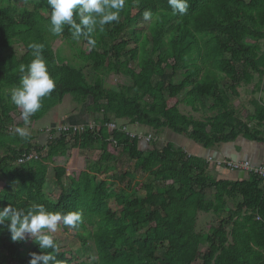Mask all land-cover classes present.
Returning a JSON list of instances; mask_svg holds the SVG:
<instances>
[{"label":"trees","instance_id":"16d2710c","mask_svg":"<svg viewBox=\"0 0 264 264\" xmlns=\"http://www.w3.org/2000/svg\"><path fill=\"white\" fill-rule=\"evenodd\" d=\"M188 3L181 17L168 0H126L119 22L94 33L91 46L84 38L73 40L67 27L60 36L48 31L47 0H0V208L36 202L50 211H80L78 226L88 233L83 243L93 240L96 264H264L262 178L250 173L241 181L217 180L205 158L174 141L160 146L133 137L118 123L127 120L160 135L169 129L205 149L240 136L264 143V0ZM145 10L153 12L152 21L143 19ZM58 40L81 43L77 65L55 49ZM30 43L44 45L56 82L31 122L71 95L95 116L94 129L63 132L44 144L14 133L18 109L8 92L18 86L19 65L33 59ZM16 44L25 49L20 57ZM112 74L129 82L107 87ZM243 84L260 93L247 119L232 104ZM181 103L212 114L195 118L181 111ZM75 150L100 154L70 167ZM31 152L37 158L19 163ZM132 162L148 180L130 171ZM51 167L60 187L56 198L46 191ZM201 212L214 214L218 223L198 230ZM59 245V264H88ZM39 251L31 239L13 242L6 229L0 231V264H28L29 253Z\"/></svg>","mask_w":264,"mask_h":264},{"label":"clouds","instance_id":"9594fccd","mask_svg":"<svg viewBox=\"0 0 264 264\" xmlns=\"http://www.w3.org/2000/svg\"><path fill=\"white\" fill-rule=\"evenodd\" d=\"M126 0H47L48 31L60 36L65 27L73 40L84 38L95 46L94 33L103 31L105 25L119 22ZM173 15L184 16L189 9L188 0H168ZM145 21L153 20V12H143ZM33 59L28 64L19 65L18 86L8 92L10 103L20 110V117L25 126L39 112L42 100L51 95L56 87L55 79L50 75L43 56L44 45L30 43ZM52 129V128H51ZM14 133L27 139V127L16 126ZM51 132L49 131V138ZM82 222V213L75 211H50L43 204L32 202L27 207H13L11 204L0 208V231L10 233L13 242L31 239L40 249L39 253H29L28 264H59L57 255L60 245L54 234L61 230V225L76 228Z\"/></svg>","mask_w":264,"mask_h":264},{"label":"rangeland","instance_id":"374dc122","mask_svg":"<svg viewBox=\"0 0 264 264\" xmlns=\"http://www.w3.org/2000/svg\"><path fill=\"white\" fill-rule=\"evenodd\" d=\"M81 43H77L73 45L65 40H58L54 42V47L56 50H60L61 54L68 58L73 64L77 65L78 60L75 59L74 54L76 53V47L80 46ZM262 49L264 51V40L260 42ZM14 49L17 55L20 57L24 54L25 49L22 45H15ZM132 66H135L136 63L134 61L131 62ZM87 75H89V69H85ZM257 80V79H256ZM129 80L127 77L119 76V75H110L109 77L105 78V84L107 87L117 86L121 83H128ZM240 90L239 97H233L232 104L237 109L239 114L243 119H247V116L253 112L254 106L252 104V99L254 97H258L260 93H256L255 95L252 93L251 89L246 86L245 84L242 85ZM86 103L80 104L75 101V99L71 95H67L63 102L56 107L52 108L42 119L31 122L30 125L25 126L23 120L20 117V110H17L13 113L15 124L19 125V127H27L29 134L35 137V141H39V139H45L42 135L45 133L49 134L51 128H59L64 125H78L83 126L87 125L88 123L93 125L96 124L95 116L87 111ZM181 111L193 115L195 118H203L204 116L211 115L212 113L208 112L205 113L203 110L195 112L192 110L190 106H187L185 103H181L180 105ZM115 122V121H114ZM119 124H126L127 129L131 132H138L143 136L151 135V142L149 143H157L160 146L163 145L168 141V137H170V132L174 133L171 130H166L164 133L157 134L156 131L149 127L145 126H137L132 125L129 121H119ZM50 129V130H49ZM49 130V131H48ZM51 136V135H50ZM49 137V136H48ZM46 143V141H44ZM184 150L187 149V146H183L182 143H177ZM100 152L96 150H75L74 152V159L70 161V167H82L84 163H92L96 158L99 156ZM124 160L127 159V156L124 155ZM63 162H69L66 159L62 160ZM121 163V162H120ZM121 164H118V168H116L110 175L117 173L120 169ZM130 171L135 174V176L139 179L148 180V176L142 170L136 168L135 163L132 162L130 166ZM2 183H0V187ZM60 187L54 180V170L51 167L48 174V182L46 191L49 196L52 198H56L59 194ZM230 207H234V203L230 202ZM218 223V218L212 213H203L199 214L198 220V230H207L209 224ZM80 233L82 237L78 235ZM88 233L85 230H82L78 225L76 228H68L61 225V230L54 234L55 238L61 244L62 249L73 251L80 262H87L88 264H96L95 257H96V250L92 239H87V243H83V238L88 237ZM206 249L205 246H202V250Z\"/></svg>","mask_w":264,"mask_h":264},{"label":"crops","instance_id":"0c3cea01","mask_svg":"<svg viewBox=\"0 0 264 264\" xmlns=\"http://www.w3.org/2000/svg\"><path fill=\"white\" fill-rule=\"evenodd\" d=\"M42 135H46L44 136L45 139H42L41 141L40 138L38 142L44 144V141L47 142L49 140V134L45 133ZM168 141L182 143L183 146L186 145L187 149L185 151H188L189 154L205 158L206 160H210V158H212V161L209 162L211 174L217 180H228L232 182L241 181L248 179L250 173L245 170L229 169L225 166L218 165V163H215L216 161L225 159L236 161L242 160L248 161L255 166L264 163V143L249 141L242 136L238 137L233 142L223 143L213 149H205L202 145L196 143L195 141L171 132L170 137H168ZM208 198H212V193L208 194Z\"/></svg>","mask_w":264,"mask_h":264},{"label":"built area","instance_id":"2783aa9c","mask_svg":"<svg viewBox=\"0 0 264 264\" xmlns=\"http://www.w3.org/2000/svg\"><path fill=\"white\" fill-rule=\"evenodd\" d=\"M94 127H95V124L91 125L89 123H88V125L83 124V126H78V125H74V124L64 125L62 127L56 128L55 132L50 134L51 135L50 137H55V136L61 135V133H63V132H70V133L71 132L75 133L78 131L84 132L88 129H94ZM109 127L113 130L117 127V125H116V123L112 122L109 124ZM71 128H73V131H71ZM123 130L126 131L127 133H129L133 137L137 136L140 139H145L147 141L151 140V135L143 136L138 132H132V131L130 132L127 129L126 125H123ZM32 158H37V154L34 152H31L29 154L24 153L23 156L19 159V163H22V162L29 160V159H32ZM208 161L209 162L212 161V158H210V160H208ZM215 163H218V165L225 166V167L232 169V170H245L248 173H254V174L258 175L260 178H262L263 183H264V163L255 166L248 161H242V160L236 161V160H231V159L219 160V161H216ZM258 218L260 219V217H258Z\"/></svg>","mask_w":264,"mask_h":264}]
</instances>
